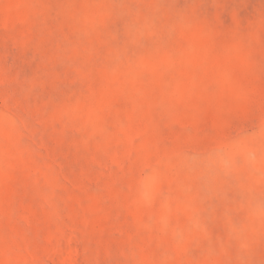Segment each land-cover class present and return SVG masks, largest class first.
Instances as JSON below:
<instances>
[{"label": "rangeland", "instance_id": "obj_1", "mask_svg": "<svg viewBox=\"0 0 264 264\" xmlns=\"http://www.w3.org/2000/svg\"><path fill=\"white\" fill-rule=\"evenodd\" d=\"M0 264H264V0H0Z\"/></svg>", "mask_w": 264, "mask_h": 264}]
</instances>
